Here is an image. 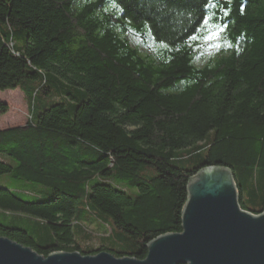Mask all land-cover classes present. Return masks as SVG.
I'll use <instances>...</instances> for the list:
<instances>
[{"label":"trees","instance_id":"16d2710c","mask_svg":"<svg viewBox=\"0 0 264 264\" xmlns=\"http://www.w3.org/2000/svg\"><path fill=\"white\" fill-rule=\"evenodd\" d=\"M17 89L30 120L0 131V176L53 193L0 189V216L35 224L0 237L145 260L209 167L264 213V0H0V92Z\"/></svg>","mask_w":264,"mask_h":264},{"label":"water","instance_id":"95a60500","mask_svg":"<svg viewBox=\"0 0 264 264\" xmlns=\"http://www.w3.org/2000/svg\"><path fill=\"white\" fill-rule=\"evenodd\" d=\"M182 233L166 234L147 246L145 260L54 253L47 258L0 237V264H264V213L241 208L229 168L200 170L188 183Z\"/></svg>","mask_w":264,"mask_h":264},{"label":"rangeland","instance_id":"374dc122","mask_svg":"<svg viewBox=\"0 0 264 264\" xmlns=\"http://www.w3.org/2000/svg\"><path fill=\"white\" fill-rule=\"evenodd\" d=\"M5 109V110H4ZM30 120V110L25 98V95L20 89L0 92V131L18 128L25 126ZM123 189L129 194H134L135 191L129 189L126 185H122ZM0 189L9 190L15 192L22 197L23 200L33 202L36 200L46 201L52 197L53 190L49 187L41 186L25 180L12 178L10 175L0 176ZM0 223L5 224L11 228H19L29 231L31 233L34 229V223L20 218L12 216L2 217L0 216ZM85 226H88L87 232L93 233L97 230L95 225H89V222H84ZM34 232V231H33ZM95 233V232H94ZM34 236L33 234H31ZM36 238V236H34ZM90 245L99 246L101 244V238H96ZM79 244L82 247L83 252H88L89 244L83 240H80Z\"/></svg>","mask_w":264,"mask_h":264},{"label":"snow or ice","instance_id":"6c2138e0","mask_svg":"<svg viewBox=\"0 0 264 264\" xmlns=\"http://www.w3.org/2000/svg\"><path fill=\"white\" fill-rule=\"evenodd\" d=\"M204 24L207 26V24H208V20L207 19H205ZM222 31H223V27L216 26V30L211 32L210 35L206 37V39H210V40L211 39H216V38L219 37V34ZM217 47H219V45H217Z\"/></svg>","mask_w":264,"mask_h":264}]
</instances>
